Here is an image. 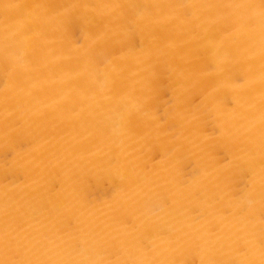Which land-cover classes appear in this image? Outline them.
I'll use <instances>...</instances> for the list:
<instances>
[{
	"label": "bare ground",
	"instance_id": "obj_1",
	"mask_svg": "<svg viewBox=\"0 0 264 264\" xmlns=\"http://www.w3.org/2000/svg\"><path fill=\"white\" fill-rule=\"evenodd\" d=\"M0 264H264V0H0Z\"/></svg>",
	"mask_w": 264,
	"mask_h": 264
}]
</instances>
